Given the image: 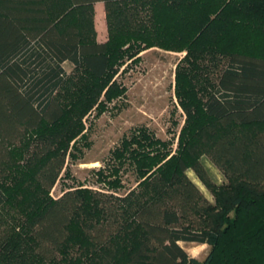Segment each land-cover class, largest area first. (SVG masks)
Returning a JSON list of instances; mask_svg holds the SVG:
<instances>
[{"label": "trees", "instance_id": "1", "mask_svg": "<svg viewBox=\"0 0 264 264\" xmlns=\"http://www.w3.org/2000/svg\"><path fill=\"white\" fill-rule=\"evenodd\" d=\"M171 10L193 17L177 29L194 56L185 90L200 88L195 100L179 93L183 153L151 160L124 195L53 197L83 118L119 88L116 37L153 40L156 16ZM237 35L264 45V0H0V264H264V50L227 41ZM66 61L83 72L70 102ZM180 242L210 251L200 260Z\"/></svg>", "mask_w": 264, "mask_h": 264}, {"label": "rangeland", "instance_id": "2", "mask_svg": "<svg viewBox=\"0 0 264 264\" xmlns=\"http://www.w3.org/2000/svg\"><path fill=\"white\" fill-rule=\"evenodd\" d=\"M192 18L189 13L185 16L182 12L175 14L171 10L156 16L157 26L153 28L157 34H151L154 35L153 40L141 42L142 37H116L115 49L121 47L119 55L125 56L123 60L121 57L118 60L123 61L115 77L119 88L110 99L103 97L104 103L94 107L83 118L81 133L71 142L65 168L51 190L53 197H59L76 187L124 195L139 186L151 160L157 163L167 156L177 158L183 153L181 133L186 114L180 104L179 93L184 91V95L187 93L190 99L195 100L200 88L189 87L188 91L185 90L188 86L185 71L194 56L186 48L182 49L191 37L181 36L177 28L180 20L192 27ZM94 25L97 40L106 41L108 25L101 2L95 4ZM227 41L248 50L254 47L264 50V45H255L254 39L238 35ZM136 46L141 50L135 56L126 55ZM64 67L71 81L70 86L64 89V101L70 102L73 83L80 80L83 72L70 61H66ZM206 85L201 88L206 89ZM194 93L195 97L191 95ZM186 159L192 162L188 156ZM207 165L213 177L222 182L223 175L208 159ZM28 173L22 175V181L28 180ZM188 175L214 201V196L193 168L188 169ZM20 178L21 175L17 176V179ZM6 188L16 191L18 186L8 181ZM180 244L190 256L200 260L210 251L208 244Z\"/></svg>", "mask_w": 264, "mask_h": 264}]
</instances>
